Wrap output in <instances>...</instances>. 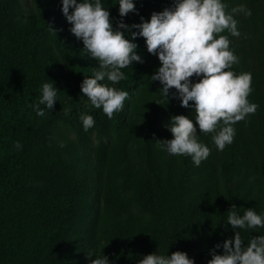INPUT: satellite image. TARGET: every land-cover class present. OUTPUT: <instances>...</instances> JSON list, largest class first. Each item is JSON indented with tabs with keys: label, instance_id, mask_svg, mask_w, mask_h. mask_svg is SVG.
Returning <instances> with one entry per match:
<instances>
[{
	"label": "trees",
	"instance_id": "1",
	"mask_svg": "<svg viewBox=\"0 0 264 264\" xmlns=\"http://www.w3.org/2000/svg\"><path fill=\"white\" fill-rule=\"evenodd\" d=\"M174 2L134 0L139 14L121 18L119 0H101L114 28L121 19L129 26L150 20ZM222 3L228 12L251 9V16L235 15L239 37L222 34L239 57L230 70L252 73L248 99L259 107L233 126L234 142L223 151L213 134L198 133L211 154L197 167L190 156L171 155L156 142L174 138L165 127L172 116L195 122V112L151 81L161 64L143 37L133 42L145 62L122 69L126 79L117 84L102 82L129 92L123 110L109 119L82 93L99 62L60 25L62 0H31L28 12L20 0H0V264H90L89 254L93 260L103 254L109 264H138L143 256L176 251L208 264L215 245L237 231L227 224L233 204L240 215L254 208L264 216V0ZM51 80L60 91L53 110L40 105L41 117L32 105ZM81 115L95 119L87 132ZM60 124L76 140L56 141ZM239 231L245 246L264 235L259 227Z\"/></svg>",
	"mask_w": 264,
	"mask_h": 264
},
{
	"label": "clouds",
	"instance_id": "2",
	"mask_svg": "<svg viewBox=\"0 0 264 264\" xmlns=\"http://www.w3.org/2000/svg\"><path fill=\"white\" fill-rule=\"evenodd\" d=\"M118 4L121 18L129 13L139 14L134 0H119ZM226 9L222 0H175L174 7L153 12L150 20L141 17V23L129 26L121 19L118 28H114L111 13L101 0H62L63 15L72 25L70 31L82 39L86 53L99 62L94 76L86 77L81 84L83 95L94 108L102 107L109 119L122 111L129 92L102 82L117 84L126 79L122 69L129 68L133 62H145L142 55L137 54L138 44L133 42L143 37L148 53L158 56L161 64L151 81L160 82L159 90L167 99L171 95L181 101L182 107L195 112V122L186 115L172 116L165 127L174 138L156 142L171 155L190 156L199 167L209 157L211 149L200 142L198 133L213 134L215 146L223 151L234 142L233 126L254 115L259 107L248 99L253 92L252 73L236 74L230 70L239 63V57L230 48L229 37L222 34L227 31L239 37L235 15L251 16V9L245 5L234 7L230 12ZM49 27L57 34L56 29ZM126 32L131 39L126 38ZM193 77L199 78L198 82L193 83ZM53 85L54 82L43 83L42 95L32 105L38 116H45L40 105L48 110L54 108L60 90ZM171 89L176 91L170 93ZM80 119L85 132L95 125L92 115H81ZM14 147L21 149L22 145L17 141ZM227 224L237 230L234 238L216 244L208 264H264V235L252 237L245 246L239 231L264 228V216L257 214L254 208H247L240 215L233 204L227 212ZM221 247L223 254H217L216 249ZM96 257L93 260L89 254L90 264H109L107 256ZM138 264H195V260L183 251L171 255L156 252L143 256Z\"/></svg>",
	"mask_w": 264,
	"mask_h": 264
},
{
	"label": "rangeland",
	"instance_id": "3",
	"mask_svg": "<svg viewBox=\"0 0 264 264\" xmlns=\"http://www.w3.org/2000/svg\"><path fill=\"white\" fill-rule=\"evenodd\" d=\"M20 3L23 8V11L28 12L31 6V0H20ZM52 10L55 14L60 13V10L56 7H53ZM59 21H60V25L64 27V30H66L69 33H72L70 31L71 28L69 27V24L63 15H61ZM68 139L76 140L75 132L71 129L70 126H65V125L60 124L57 128L55 140L56 141H66Z\"/></svg>",
	"mask_w": 264,
	"mask_h": 264
}]
</instances>
